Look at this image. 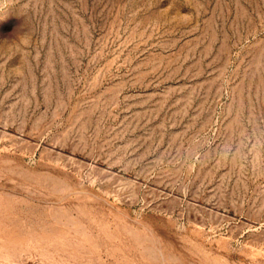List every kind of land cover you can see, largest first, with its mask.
Masks as SVG:
<instances>
[{"label": "rangeland", "instance_id": "374dc122", "mask_svg": "<svg viewBox=\"0 0 264 264\" xmlns=\"http://www.w3.org/2000/svg\"><path fill=\"white\" fill-rule=\"evenodd\" d=\"M0 264H264V0H0Z\"/></svg>", "mask_w": 264, "mask_h": 264}]
</instances>
